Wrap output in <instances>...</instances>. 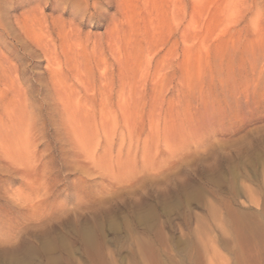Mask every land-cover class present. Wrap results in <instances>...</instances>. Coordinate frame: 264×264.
Here are the masks:
<instances>
[{"label":"rangeland","instance_id":"rangeland-1","mask_svg":"<svg viewBox=\"0 0 264 264\" xmlns=\"http://www.w3.org/2000/svg\"><path fill=\"white\" fill-rule=\"evenodd\" d=\"M0 264H264V0H0Z\"/></svg>","mask_w":264,"mask_h":264},{"label":"bare ground","instance_id":"bare-ground-1","mask_svg":"<svg viewBox=\"0 0 264 264\" xmlns=\"http://www.w3.org/2000/svg\"><path fill=\"white\" fill-rule=\"evenodd\" d=\"M200 249H201V247H200ZM203 251V250H202ZM145 260V259H144Z\"/></svg>","mask_w":264,"mask_h":264}]
</instances>
